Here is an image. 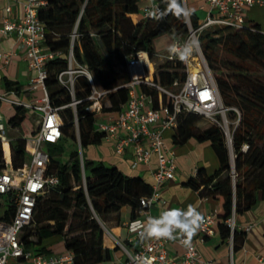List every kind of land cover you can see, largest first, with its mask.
<instances>
[{
	"label": "trees",
	"instance_id": "trees-1",
	"mask_svg": "<svg viewBox=\"0 0 264 264\" xmlns=\"http://www.w3.org/2000/svg\"><path fill=\"white\" fill-rule=\"evenodd\" d=\"M44 1V6L38 9V18L46 30V48L55 54L45 64L44 86L50 105L59 109L62 121L60 140L46 144L45 150L50 158L47 173L56 174L59 183L37 199L32 221L23 229L20 239L25 250L49 256L53 253L49 247L52 241L51 244L49 241L59 238L64 250L73 252L74 264H106L118 247L111 251L103 246L104 231L100 221L118 213L124 206L130 210V220L138 218L144 209L140 200L151 194V186L139 176H126L114 166L86 159L83 151L103 140L95 127V114L87 111L90 83L85 76H76L71 93L59 84L57 76L67 70L71 49L74 62L87 67L98 88L109 91L107 106L102 103L101 112L117 113L128 101V90L123 84L128 80L129 58L139 52L153 58L156 38L168 34L173 42L181 41L188 33V26L185 17L178 18L173 14L159 20H134L142 7L139 0ZM156 2L159 9L166 8L165 0ZM189 21L194 29L202 22L192 12ZM73 34H76L74 41L71 39ZM198 42L226 109L231 145H227L220 126L209 124L200 129L198 124L203 122L202 117L185 112L176 116L171 140L175 146L190 139L211 144L218 159V169L208 175L200 168L185 185L199 191L200 196L218 202V233L222 240L231 237L235 250L238 248L236 240L240 236L242 240L243 234L235 230L231 233L225 221L233 210L235 215L249 210L255 204L258 192L264 194V31L257 24L235 30L215 27L203 31ZM223 70L229 73H223ZM185 74L183 61L164 62L156 67L152 80L157 86L174 91V81L181 85ZM4 87L17 93L23 89L8 80H4ZM139 88L152 98V106L158 108L160 93L145 85ZM73 101L79 103L69 106ZM161 101L166 106L172 104L165 94H161ZM13 109L15 113L9 123L15 128L21 125L28 111L21 107ZM217 119L221 120L219 115ZM68 142L71 149L67 159L62 161ZM78 145L82 151V165ZM243 145L248 146L246 151H242ZM10 148L12 166L20 168L26 157L24 139L13 138ZM1 155L0 146V159ZM9 199H6V207L0 216L6 221L13 215Z\"/></svg>",
	"mask_w": 264,
	"mask_h": 264
},
{
	"label": "built area",
	"instance_id": "built-area-1",
	"mask_svg": "<svg viewBox=\"0 0 264 264\" xmlns=\"http://www.w3.org/2000/svg\"><path fill=\"white\" fill-rule=\"evenodd\" d=\"M23 13L18 21H11L7 17L2 19L0 35H15L24 49V58L28 70L31 72L28 85L23 91H34L40 89V99L24 102L19 94L12 90L0 93V106L7 103L11 107H21L26 110H33L38 114L37 126L34 136L25 138L24 163L20 168L12 166V155L8 133L13 129L9 119L5 120L0 112V207H6L5 201L8 197L9 205L13 209V215L9 221L0 219V264H74V254L65 251L59 255H36L30 250H25L21 243V233L32 221L33 209L37 199L44 195L47 189L58 185L59 180L56 174H48L50 158L45 150L46 144H55L61 138L62 121L57 108H53L48 99L44 86L46 79L45 64L55 57L54 53L48 51L45 45L46 30L38 18V9L44 6V0H21ZM147 4L141 9L140 19H153L147 15V9L157 5L156 0H139ZM208 12L199 27L192 28L189 17L186 18L188 33L186 37L173 44H183L186 40L198 41V36L207 29L215 27H226L230 30L241 29L246 26L245 12L253 6L264 5V0H206ZM10 8H6L9 12ZM76 34L72 35L74 41ZM199 44V42H198ZM170 46V47H171ZM170 49V48H169ZM161 63L175 62L180 60L171 56L168 52L154 55ZM153 57V58H154ZM8 57H0L4 64L8 63ZM68 68L57 76L59 84L66 87L73 93V86L76 76H85L91 86V93L87 97L89 106L87 111L96 114L101 112L102 102L106 99L109 91L96 86L91 73L86 66L78 65L73 60L72 50L68 54ZM152 58L147 53L139 52L129 58L126 66L128 80L123 84L128 90V101L124 108L117 112L115 117L108 122H96V130L103 135V139L114 144L115 154L121 156L127 150L131 152L132 159L130 167L137 169L156 157V167L152 169L151 175L153 184L151 194L140 200L144 207L139 212L140 216L126 223L125 228L129 238L124 245L118 244L120 254L106 264H141L146 260L147 264H214L210 260L202 258L196 245L192 242L194 237L203 241L212 237L216 230V217L214 214L203 216V223L196 234L192 237L190 245L184 241L187 239L179 232L175 233L176 242L183 247V254L180 258L170 257L166 250V244L171 240L167 238H141V233L147 226L148 209L159 199V190L162 185L174 179L175 176V151L165 142V131L173 130L176 116L182 112L200 115L208 124L218 125L222 128L226 143L231 145V136L226 120V109L223 107L219 93L214 83L213 76L208 69L200 46L193 55L183 61L186 67V74L183 83L174 81L173 87L176 90H165L157 86L152 75ZM160 63V64H161ZM145 85L156 89L160 95L158 108L152 106V98L141 92L139 86ZM114 90V89H113ZM21 91V92H23ZM20 93V92H19ZM161 94L168 96L172 104H162ZM8 96L16 99H8ZM79 101H73L69 106L74 107ZM236 111V110H235ZM237 112V111H236ZM220 116L218 121L217 116ZM248 149L243 145L242 151ZM78 153L82 165V151L78 145ZM84 184V175H83ZM143 201V203H142ZM5 206H2L4 205ZM235 213L225 221L230 232L233 233ZM249 227L245 229L248 231ZM229 246L232 250V238H229ZM259 262L264 264V258L260 257ZM230 264H233L230 260Z\"/></svg>",
	"mask_w": 264,
	"mask_h": 264
},
{
	"label": "crops",
	"instance_id": "crops-1",
	"mask_svg": "<svg viewBox=\"0 0 264 264\" xmlns=\"http://www.w3.org/2000/svg\"><path fill=\"white\" fill-rule=\"evenodd\" d=\"M141 3L142 9L147 3ZM183 4L200 21L205 18L208 12L206 0H183ZM7 7L10 8L9 12H6ZM22 9L21 0H0V25L4 17H7L11 21H18L22 16ZM141 9L138 16L133 17L134 20L141 18ZM245 22L246 25L257 24L261 31H264V5L248 8L245 12ZM164 53L160 52V54ZM4 55L9 59L7 64L0 61V93L9 92L4 87V80L15 82L25 89L28 85L31 72L28 70L27 62L24 58L23 46L15 35H0V57ZM151 61L153 69L161 63L155 57ZM25 92L29 94H25ZM18 94L22 101L31 102L40 99L42 91L40 89L30 92L20 91ZM105 105L107 106V102ZM98 115L101 117V120L96 119ZM115 115L116 113H100L95 115V120L96 122H108ZM37 120L38 114L34 122L33 133L37 126ZM203 125L204 123L200 122L198 127L203 129ZM164 135L166 144L175 151V176L173 180L160 187L158 202L148 209L147 215L158 218L169 209L180 208L186 210L189 205H192L201 215L214 214L216 217L219 207L218 202L210 197L200 196L199 191H194L185 185L189 179L196 176L197 170L200 168L204 169L208 175L213 174L218 169V159L211 144L190 139L183 145L175 146L171 140L173 130L165 131ZM20 137L25 136L22 135ZM87 151H90V153L85 155L86 159L93 162H101L106 166H114L126 176H139L150 186L153 184L151 171L156 167V157L154 155L148 164L141 165L137 169H132L130 167L131 152L127 150L125 154L118 156L115 154L114 144L105 139L100 144L89 146ZM129 214V208L124 206L118 213L110 214L104 221H101L102 224H100L104 231L103 246L105 248L112 251L115 247H118V244L124 245L126 243L129 235L125 225L130 221ZM139 217L145 218V216L140 215ZM234 222V230L240 235L243 234L242 240L241 236L236 240L238 248L235 250L233 249V241L231 250L229 239H221L218 233L217 221L215 225L216 232L212 237H207L203 241L194 237L192 242L196 245L202 258L210 260L214 264H230V260H232L233 264H261L259 258H264V194L258 192L255 204L249 210L236 214ZM104 224L108 228L104 227ZM247 227H249V230L245 231ZM52 240L49 241L50 244ZM56 243L57 241H54L52 245ZM166 250L170 257H181L183 247L176 242V235L175 239H171L166 244ZM59 254L62 253H55V255ZM119 254L120 250L118 247L117 251L112 252L111 260L118 257ZM52 255L54 254L52 253Z\"/></svg>",
	"mask_w": 264,
	"mask_h": 264
},
{
	"label": "clouds",
	"instance_id": "clouds-1",
	"mask_svg": "<svg viewBox=\"0 0 264 264\" xmlns=\"http://www.w3.org/2000/svg\"><path fill=\"white\" fill-rule=\"evenodd\" d=\"M166 8L161 10L158 6L147 9V15L154 19H163L168 14L179 17H189L191 10L186 8L181 0H165ZM199 48L198 41L186 40L183 44H173L169 53L181 61L187 60ZM143 203V201H142ZM203 223V216L195 207L189 205L187 209L173 208L163 212L158 218L149 217L147 226L141 233V238H167L175 239V233L179 232L187 239L186 245H190L192 237L196 234ZM141 264H147L142 260Z\"/></svg>",
	"mask_w": 264,
	"mask_h": 264
},
{
	"label": "rangeland",
	"instance_id": "rangeland-1",
	"mask_svg": "<svg viewBox=\"0 0 264 264\" xmlns=\"http://www.w3.org/2000/svg\"><path fill=\"white\" fill-rule=\"evenodd\" d=\"M172 42L173 41L171 40V38L168 34L162 35V36H160L154 40L153 50L155 51V53L157 52V54H160V52H163V53L168 52ZM219 55L222 57H226L227 59H230V57L223 55L221 53ZM223 73L227 74V73H229V71L223 70ZM0 90H1V87H0ZM8 99H16V98L12 97V96H8ZM18 100H21V99H18ZM105 101H106V99L103 100L102 103L106 104ZM234 110H236V109H234ZM0 112L3 114L5 120L9 119L15 113V111L11 107V105H9L7 103L1 104ZM237 113H238V111H237ZM238 115H239V113H238ZM36 117H37V113L35 111L28 110L26 118L24 119L22 125H20L19 127H15L12 130H10V132L8 133L9 137L11 139L16 138V137H20L22 135H24L25 138L33 137L34 136V133H33L34 122L36 120ZM96 119L101 120V117L98 115L96 117ZM203 123H204L203 127H207L209 125L204 120H203ZM228 130H229V128H228ZM70 149H71V144H70V142H68L64 148V152H63V155L61 158L62 161H65L67 159ZM83 153H84V155H87V153L89 154L90 151H87V148H86L83 151ZM2 206H5V204ZM3 211H4V207H3V209H1V207H0V216L2 215ZM100 223L102 224L101 221H100ZM101 227H102V225H101ZM104 227L108 228L106 224H104ZM54 241H57V243L50 246V248L53 251V254L55 255V253H59V252L63 253L65 250H64L62 241L59 238H55L52 240V242H54Z\"/></svg>",
	"mask_w": 264,
	"mask_h": 264
},
{
	"label": "water",
	"instance_id": "water-1",
	"mask_svg": "<svg viewBox=\"0 0 264 264\" xmlns=\"http://www.w3.org/2000/svg\"><path fill=\"white\" fill-rule=\"evenodd\" d=\"M230 147V146H229Z\"/></svg>",
	"mask_w": 264,
	"mask_h": 264
}]
</instances>
